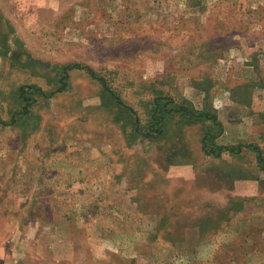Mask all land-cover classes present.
<instances>
[{"label":"rangeland","instance_id":"obj_1","mask_svg":"<svg viewBox=\"0 0 264 264\" xmlns=\"http://www.w3.org/2000/svg\"><path fill=\"white\" fill-rule=\"evenodd\" d=\"M260 155L264 0H0V264H264Z\"/></svg>","mask_w":264,"mask_h":264},{"label":"trees","instance_id":"obj_2","mask_svg":"<svg viewBox=\"0 0 264 264\" xmlns=\"http://www.w3.org/2000/svg\"><path fill=\"white\" fill-rule=\"evenodd\" d=\"M75 67L78 69L80 68L77 65ZM99 80L101 82L100 84H102L103 89L106 91V93L109 94L111 97H114V99L116 98V100H119L117 95L112 90L111 86L109 84H107L108 82L106 81V79L101 77ZM186 113H187L186 116H189V118H190V119H188L190 123L212 121V122H215L219 128H221V125L218 123L215 116H211L208 113H201L200 114L194 110H189V111L186 110ZM165 114H166V107L164 105H162L161 103L156 105L155 115H157V118L148 127V131H146L144 133L142 132V133L144 135L152 137V138H157V137L162 136L164 134L163 130H162V121L165 118ZM135 123H136V132L139 134L140 133L139 131H141L140 128L142 127V125L139 122V120H136ZM205 137H206L205 138V144L206 145H204L205 152L208 155H215L217 157L221 156V152H222L223 148H221L220 146H217L215 144V142L212 139L209 132L206 134ZM208 143L212 146V149L209 148ZM234 149L235 148L232 147L230 150H234ZM259 159H260V161L264 162L262 155L259 156Z\"/></svg>","mask_w":264,"mask_h":264}]
</instances>
